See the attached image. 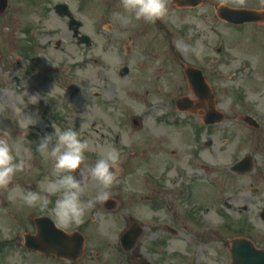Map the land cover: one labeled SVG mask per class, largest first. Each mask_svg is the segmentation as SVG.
<instances>
[{"label":"flooded vegetation","instance_id":"af4514ba","mask_svg":"<svg viewBox=\"0 0 264 264\" xmlns=\"http://www.w3.org/2000/svg\"><path fill=\"white\" fill-rule=\"evenodd\" d=\"M174 1L171 0L169 9L181 12ZM108 3L110 8L100 11L99 25H96L94 61L157 65V71L149 77L153 84L148 91L151 94L162 81L158 72L178 54L171 47V53L166 55V43L161 38L164 29L173 26H166L163 19L155 23L132 21L122 25L113 16L115 11L121 10L120 0ZM202 7H205L203 17L209 18L213 5L202 0ZM242 8L264 11V4L251 0ZM2 22L0 16V27ZM262 23L245 26L258 31L264 27ZM245 93L247 91H240L233 96L230 106L222 107L226 112L219 124L179 123L173 118L174 122L163 120L152 127L141 124L136 129L143 131L141 140L127 143L126 148L118 144L120 138L116 139L114 146L120 152L119 164L123 163L119 172L117 169V182L112 188L115 210L110 203L97 204L83 224L65 230L76 232L81 238L79 258L71 261L58 258L57 254L44 255L27 250L24 253L49 259L51 264H231L232 240H252L251 235L245 236L246 217L250 207L258 204L257 196L260 195V188L243 185L246 175L233 167L251 156L252 172L264 181L263 73L258 74L252 95ZM191 109L193 113L200 110L206 115L212 110L209 100L204 107ZM198 128L207 136L206 150L201 145L203 138L198 147ZM179 129L190 130L189 145L181 146L177 142L174 136ZM102 140L105 145L107 139ZM244 141L251 144L250 149H244ZM88 154L96 156L94 152ZM229 154H233L231 164ZM93 194L94 188L90 186L85 197ZM230 210L239 227L230 226ZM44 213L45 216L50 214ZM101 216L111 220L106 228L107 235L97 230ZM32 226V233H36L33 221ZM125 231L130 234L126 245L121 240ZM256 244V248H264L263 242ZM77 245L78 242L73 241V247Z\"/></svg>","mask_w":264,"mask_h":264},{"label":"rangeland","instance_id":"374dc122","mask_svg":"<svg viewBox=\"0 0 264 264\" xmlns=\"http://www.w3.org/2000/svg\"><path fill=\"white\" fill-rule=\"evenodd\" d=\"M210 1L237 2V0ZM101 2L103 0H10V8L0 30V129L8 132L6 138L9 143L13 144L19 156L26 159L30 165L22 171V175L17 180L14 179V184H18L21 179L23 185L34 186L38 182L37 171L43 166L42 164L50 162L45 161L35 151L36 144L42 136L40 133L48 132L46 126H52L53 123L61 128L74 126L84 139H99L98 135H105L111 143L112 134L119 132L129 143L139 140L143 135V131L140 130L137 131L140 137H136L133 131L129 130L132 127V118L138 117L140 121L152 127V122L158 123L159 118L172 111L170 106H173L172 102L177 95L190 94L186 79L182 76L183 80L180 81L177 74L174 79L161 83L165 94L171 91L165 98L160 96L146 98V94L141 91L134 92L123 88L122 82L116 83L115 92L108 84L106 91L108 95L105 96L99 91L102 94L101 98H95L93 94L88 95L98 90L92 88L95 81H88L87 77L90 78L97 72L100 80L98 83L103 88L106 86L105 76L112 82L118 79L115 76L120 71V65L114 63L103 65L98 67L97 71L93 66L83 68L80 61L85 57H94L93 50L86 51L78 47L67 33L66 21L52 12V9L58 3L68 4L74 15L83 22L85 31L91 35L97 25V9ZM201 17L197 15L196 19L199 33H193L191 36L188 32L184 40L193 44L198 42L202 53L199 57H195L181 52V58L185 63L207 66L208 79L213 90L220 96L223 106L230 105L232 98L227 96L235 94L224 91L254 89L255 83L251 82L249 73H257L258 60L253 55L264 57L262 37L249 39L246 38L248 33L239 30H235L231 36L227 24L214 15L209 18L210 26H205L201 22ZM164 22L174 25L169 29L173 33V45L178 50L175 42L181 39V36L177 29L193 26L195 17L191 13L179 14L171 11L170 17ZM167 35L168 32H165L162 36ZM59 41L60 46L57 43ZM170 42L166 39V46H169ZM219 47H222V50L217 53ZM239 49L249 54L240 52ZM175 65L177 61H173V66H163L166 76L176 72ZM130 67L133 68L134 77L144 72L137 66L130 65ZM35 69L39 72V76H36ZM72 85H81L82 90L76 88L75 93L71 94L66 88L73 87ZM79 92L85 96L79 98ZM34 95H39L36 104L29 102V97ZM60 101H63L61 105ZM165 103L168 105H164ZM110 107H114L116 112ZM150 107L153 111L147 114L151 110ZM23 114L31 115L36 119L33 128L32 125L28 128L22 124ZM36 132H38L37 139ZM174 137L186 141L191 135L182 134ZM94 143L96 145V141ZM250 148L251 144L244 141V149ZM232 161L233 154H229V162ZM122 178L124 179L125 176ZM256 181L264 183L261 177ZM244 183L248 186L251 179L245 178ZM17 206L8 199L5 190L0 193V241L7 243L3 247L0 246V264L35 262L34 256L22 252L19 248V236L25 229L31 228V220L34 216L27 207L17 208ZM262 210L263 206L258 205L253 207L251 213L255 217L256 213ZM255 229L264 231V226L259 225ZM252 234L257 232L253 231ZM43 264L47 263L43 262Z\"/></svg>","mask_w":264,"mask_h":264},{"label":"clouds","instance_id":"9594fccd","mask_svg":"<svg viewBox=\"0 0 264 264\" xmlns=\"http://www.w3.org/2000/svg\"><path fill=\"white\" fill-rule=\"evenodd\" d=\"M120 9L113 16L122 25L132 21L155 23L170 17L168 0H120ZM175 43L181 52L195 57L202 53L198 42L193 44L178 39ZM38 101L39 95L29 97L32 104ZM62 103L60 101V105ZM35 123L33 116L22 115L24 126L29 128ZM52 127L54 131L40 136L35 147L45 161L51 162L49 175L39 181L40 191L13 183L17 173L25 171L30 165L9 143L6 138L8 132L0 129V190H5L8 199L20 207L49 212L59 227L70 230L83 224L97 204L112 198L120 152L111 146H93L89 140L82 138L74 126L61 128L53 123ZM89 152L96 154L91 162H88ZM90 186L94 188V194L86 198L85 193ZM110 223V218L101 216L98 232L107 235L106 228Z\"/></svg>","mask_w":264,"mask_h":264},{"label":"water","instance_id":"95a60500","mask_svg":"<svg viewBox=\"0 0 264 264\" xmlns=\"http://www.w3.org/2000/svg\"><path fill=\"white\" fill-rule=\"evenodd\" d=\"M4 2H5V4H7V0H5ZM57 10L59 11V14H60V15L68 14V8H67L66 6L59 5V6L57 7ZM68 15H69V14H68ZM234 16H235V15H234ZM73 24H78V23H75V22L73 21V22L71 23V25H73ZM197 88H198V89H201V90L203 89V85H202L201 82H198V84H197ZM237 257L241 259V262H244L243 259H244V258H247L248 256H247V255H244V254L240 255V254L238 253V254H237Z\"/></svg>","mask_w":264,"mask_h":264}]
</instances>
